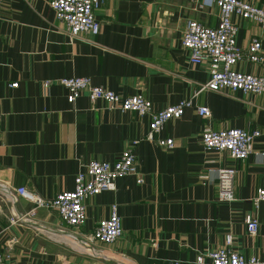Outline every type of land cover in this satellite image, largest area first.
<instances>
[{"label": "crops", "instance_id": "1", "mask_svg": "<svg viewBox=\"0 0 264 264\" xmlns=\"http://www.w3.org/2000/svg\"><path fill=\"white\" fill-rule=\"evenodd\" d=\"M264 7V0H246ZM51 0H4L0 19V243L19 264H200L199 253L231 247L264 258V201L253 203L264 186V133L245 159L227 150L206 149L201 134L213 129L264 128V93L198 92L210 75L209 63L192 62L182 38L196 18L217 25L219 8L200 0H106L96 10L98 34L71 37ZM237 43L246 50L264 26L233 14ZM236 68L264 74V61L241 59ZM90 76L94 84L122 96L143 93L156 110L192 98L180 117L170 118L155 140L146 138L150 115L111 109L84 91L75 101L69 89L47 78ZM12 82H18L12 86ZM205 104L211 116L201 115ZM160 137L175 140L169 148ZM134 139L136 175L120 176L116 188L85 199L87 219L73 227L56 209L19 194L25 186L42 198L75 188L83 164L115 161ZM235 166L234 200L218 195L217 169ZM118 205L123 233L113 242L90 239L96 225ZM249 213L260 224L251 234ZM23 216L12 221V217Z\"/></svg>", "mask_w": 264, "mask_h": 264}, {"label": "built area", "instance_id": "2", "mask_svg": "<svg viewBox=\"0 0 264 264\" xmlns=\"http://www.w3.org/2000/svg\"><path fill=\"white\" fill-rule=\"evenodd\" d=\"M106 0H51L50 4L59 20L64 22L63 30L71 37H76L82 32L98 34L101 22L96 17V10ZM206 4H213L219 8V21L217 25H208L203 21L190 18L182 38L183 45L190 51L192 62L209 63V78L201 84L199 91L208 88L211 90L264 93V74L245 72L236 68L241 59L253 62L264 61L262 41L254 36L246 50L237 43L238 24L233 20V14L253 20L264 26V7L246 0H200ZM4 0H0V19ZM55 81L69 89V99L75 101L84 91L92 101L104 99L111 109L133 110L141 115H150L149 130L146 138L156 139L167 120L182 116L186 107L193 104L192 98H183L177 103L156 110L151 99L143 93L122 96L116 91L102 85L93 83L90 76L65 75L59 78H47L43 81L45 87ZM17 86L18 82H12ZM198 112L211 116V109L205 104L197 106ZM2 130V114L0 113V142ZM264 133V128L247 129L244 127H228L213 129L206 126L201 134V140L206 149L227 150L231 157L245 159L254 151L255 139ZM162 146L173 147L175 140L172 137L157 139ZM139 139H134L129 147L122 151L120 157L111 162L108 160L93 159L83 164L75 177V188L64 190L51 199H45L27 189L25 186L17 188V192L34 201L36 205L30 213H34L38 206L53 208L58 211L65 223L78 227L85 223L87 210L85 199L90 195L104 190L116 188V180L124 175H136L138 182H143L139 172L135 146ZM235 166H221L217 169L218 195L222 200H234ZM253 203L259 207L264 201V186L258 187L253 195ZM23 216L12 217V221L21 220ZM247 229L251 234H256L259 229V218L249 213L244 218ZM123 233L122 218L118 212V205H112L110 215L101 220L95 227L90 239L102 243L113 242ZM232 235L226 237L227 245L207 252L199 253L197 261L200 264H264V258L257 255L247 256L231 247ZM0 264H19L13 259L9 250H4L0 243ZM170 264H180L178 260Z\"/></svg>", "mask_w": 264, "mask_h": 264}]
</instances>
